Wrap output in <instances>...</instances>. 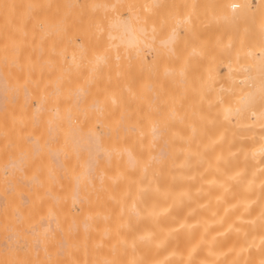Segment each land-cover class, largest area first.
<instances>
[{
	"label": "bare ground",
	"instance_id": "1",
	"mask_svg": "<svg viewBox=\"0 0 264 264\" xmlns=\"http://www.w3.org/2000/svg\"><path fill=\"white\" fill-rule=\"evenodd\" d=\"M145 1L146 12L140 13L138 24L137 11L138 16L111 22L109 18L107 39L104 31L87 32L70 23V29L55 30L62 26L52 25L48 17L55 0H5L0 159L3 153L5 164L13 158L6 172L13 171L19 183L15 188L13 175H8L12 183L7 187L0 177V202L5 200L4 208L0 204V231L8 226L11 238L25 247L16 253L20 245L13 241V247L5 234L3 246L0 242L3 260L6 253L14 255L12 264H264V0H224L217 18L220 27L214 29L213 20L208 25L206 18L202 28L208 35L209 28L218 34L222 30L225 42H215V36L207 41L214 39L217 46L212 41V49L215 54L219 50L220 60L224 53L225 75L218 73L207 53L204 62L202 56L192 55H201L195 48L201 39H194L199 31L191 34L186 26H195L191 10L182 19L187 22L189 17L185 40L175 29L164 37L169 33L159 32L161 25L150 31L154 25L146 29L145 19L147 10L148 16L160 11L164 19L163 6H157L159 0L153 5ZM212 1L203 3L213 6ZM127 2L135 9L139 5V0ZM27 7L35 12L31 24L24 21L31 12ZM223 10L225 20L235 22L229 24L233 30L245 28L251 36L241 32L246 36H236L238 41L232 31L228 36L229 22L226 29L220 23ZM174 16L165 18L172 21ZM128 18L136 20L135 26L142 23V29L132 30ZM12 19L17 21L10 23ZM242 20L250 28L254 22L255 31H248ZM146 31L156 36L149 38ZM189 41L194 42L191 48ZM180 44L183 54L189 53L185 59ZM176 48L184 71L182 65V71H176L175 61L181 63L173 56L179 54ZM146 52L161 58L156 63L151 59L147 67ZM198 60L202 67L197 68L207 69H195L200 78L192 73V62Z\"/></svg>",
	"mask_w": 264,
	"mask_h": 264
},
{
	"label": "rangeland",
	"instance_id": "2",
	"mask_svg": "<svg viewBox=\"0 0 264 264\" xmlns=\"http://www.w3.org/2000/svg\"><path fill=\"white\" fill-rule=\"evenodd\" d=\"M114 1L115 0H55V3H51V11H48V17L49 18H53V20H51L50 19V22L52 23V25H53V23H54V26H55V23H57V25H58V23H59V25H62L61 27H59V26H55V30H57V28H58V30H59V28L61 29V30H64V28H67V29H70V26L68 25L69 23H70V25H72V27L71 28H81V29H85V31H87L88 32V30H94V31H97L98 30V32L101 30L102 32L105 30V31H107V29L109 28V27H111V26H109V23L112 21V20H114V19H116L117 17L119 18H127L128 16L130 17L131 16V14H133V13H135L134 15L135 16H138V14L136 15V13L137 12H139V18L137 17V22H135L136 20L134 19V22L136 23V24H138V22H140V13H142V15H143V13L145 14V12H146V10L144 9V7H145V4H143L142 3V0H139V5H138V7L135 9V6H133L134 4H131V6H130V3L129 2H127V1H129V0H118V2L116 1L115 3H114ZM136 1V0H135ZM152 1H154V0H150L149 1V4L151 5H153V3H152ZM172 1V2H171ZM180 1V0H179ZM187 0H181L180 2H177V0H167V2L165 3V2H162V0H159L158 1V3H160V5L156 2V0H155V2L157 3V6H163V9H164V11L162 12V13H164V15H163V17H164V19H162V14L160 13V11H158L157 13H155L156 15L154 16V18H156V19H153V16L151 17L150 15V17L148 16V12H149V14H151V11H148L147 10V14L145 15V16H143V17H145V19H146V21L148 22V23H146V29L148 28V24H150V28L152 27V25H154L153 26V28L150 30V31H152L153 29L156 31V29H157V27L158 26H160L159 28H158V30H159V32L160 31H162V33H164L163 31H167V30H171V29H175L176 30V32H178L179 30V32H178V35L179 36H181V37H183V29H187V27H188V29L190 28V29H192V32H191V34H194L195 32H193V29H195V31H196V33H198V31H199V35L198 34H196V37H194V39L196 38V40L198 41V38H199V40L201 39V45H199L198 46V44H197V47H195L196 49L199 47V50L198 51H201V55H200V52L199 53H195V54H192V52L190 51V48L192 47V45H194V42L193 43H191L192 41H191V39H190V43L191 44H188V42H187V46L189 45L190 46V48H189V51H190V53L192 54V55H195V57H196V55L199 57V56H202V62H204V61H206V59L208 60V58L210 59L211 58V62H212V59L213 60H215V62H213L212 64H213V66L215 67V69L218 71V73L220 74V75H225V69H226V67H225V64H224V66H223V61H225V55H224V53H223V55H222V60H220L219 59V57L218 56H220L219 54H218V51H215V52H217V54H215L214 53V50L212 49V46L213 45H215L214 44V39L213 40H211V43H210V40L209 41H207V39L208 38H210V39H212V36L214 37L215 36V42L217 41V40H221L220 42H222L223 40L220 38V34L222 35L223 33H221L222 32V30H221V32H220V28H219V34H218V31L217 30H215L217 33H215V31H213V29H214V27H216V26H218V27H220V25H219V20L217 19V18H219V14L220 15H222L221 13H222V8H221V6L223 7V5H222V3H224V5L226 4L225 2L226 1H222V0H215V5H211V4H208V5H204V3H206L207 1H209V0H204V3H203V0H199V2H201V4L198 2V10L195 12L194 11V8L196 7V3H197V1L195 0V2H194V0H193V4H191V3H187L186 2ZM210 1H212V0H210ZM214 1V0H213ZM212 1V3H214ZM218 1H220V3H218ZM256 0H252V2L253 3H256L255 2ZM147 2H148V0H147ZM146 1H145V3H147ZM151 2V3H150ZM155 2H154V4H155ZM175 2H177V4H175ZM229 1H227V3H228ZM162 3V4H161ZM181 3V6H179V4ZM183 3V4H182ZM187 3V4H186ZM203 3V4H202ZM209 3V2H208ZM12 4V3H11ZM196 4V5H195ZM143 5H144V7H143ZM146 5H148V4H146ZM173 5V6H172ZM178 7H177V6ZM203 5H204V7H203ZM12 6V5H11ZM14 6V5H13ZM133 6V7H132ZM168 6V7H167ZM186 6V7H185ZM193 6H195V7H193ZM211 6V7H210ZM216 6H218V7H216ZM6 7V4H5V0H0V31L1 30H3V23H4V15L6 14V12H5V10L3 11L2 9H4ZM148 7H151V6H149L148 5ZM147 7V8H148ZM153 7V6H152ZM200 7H201V9H200ZM215 7H216V9H215ZM225 7V6H224ZM29 7H27V9H28ZM49 8V9H50ZM146 8V9H147ZM168 8H169V10H168ZM214 8V9H213ZM150 9V8H149ZM178 9H180L181 10V12H180V10H178ZM187 9V10H186ZM197 9V8H196ZM195 9V10H196ZM29 11H31L30 9H28ZM145 10V11H144ZM157 10H159L158 9V7H157V9H156V11ZM162 10V9H161ZM177 10V11H176ZM193 12L192 14H191V11ZM137 11V12H136ZM155 11V9H154V11L153 12H156ZM179 11V12H178ZM200 11V12H199ZM214 11V12H213ZM22 12H23V10H22ZM22 12L20 11V12H18L17 14H22ZM28 11L26 10V12H23V13H27ZM32 12V11H31ZM30 12V14H26L27 15V17L28 18H26V19H24V21H25V23H28V22H30V20H34L35 21V19L34 18H32V17H30V15H33V13L35 14V12H32L31 13ZM41 12V11H40ZM153 12H152V14H153ZM205 12V13H204ZM115 13L117 14V15H115ZM178 13V14H177ZM188 13H189V15L191 14L192 16L194 15V18H196V20L193 18V17H191V20L192 19H194L195 21H192V22H194V24H195V26L193 27H191V25H186L187 24V22H189L188 21V19H189V17H188V19H186L187 20V22L185 21L184 22V20H182L183 18L185 19V15H188ZM206 13H207V16H206ZM208 13H209V17H208ZM210 13H212V18L213 19H211V16H210ZM215 13V14H214ZM42 14V13H41ZM41 14H39L38 15V17H37V20H40V23H41V19H39V16L41 15ZM180 14V15H179ZM205 14V15H204ZM49 15H51V16H49ZM141 15V16H142ZM166 15H171V16H174L175 17V19L174 18H172V21H171V19H166L165 17H166ZM196 15H199L200 17H198V16H196ZM223 15H224V10H223ZM36 16H37V12H36ZM179 16H180V18H179ZM196 16V17H195ZM218 16V17H217ZM115 17V18H114ZM203 17V18H202ZM217 19H215V18ZM222 16H220V19H221V21H222V18H221ZM109 18L111 19L110 20V22H108L109 21ZM132 18V17H131ZM133 18H135V17H133ZM177 18V19H176ZM179 18V19H178ZM206 18H207V21H208V25L210 24V22L209 21H211V23H212V20H213V23L214 22H216L217 21V23H216V25L215 24H211V27L213 28H209L210 26H208L207 28H209L210 29V33H209V35H208V29H203L202 27H206ZM211 20H210V19ZM129 19V18H128ZM152 19V20H151ZM159 19H160V23H159ZM200 19V20H199ZM133 20V19H132ZM141 20H144V19H141ZM166 20V22H163L162 23V21H165ZM176 20V21H175ZM182 20V21H181ZM202 20V21H201ZM204 20V21H203ZM17 21V19H12L11 21H9L10 23H14V22H16ZM28 21V22H27ZM33 21V22H34ZM129 22H130V25L132 26V24H134V22H132L130 19L128 20ZM178 21V22H177ZM247 21V20H246ZM21 22H23V19H22V21ZM107 22V23H106ZM132 22V23H131ZM141 22H143V21H141ZM145 22V21H144ZM143 22V24H144V26H145V23ZM157 22V23H156ZM171 22V23H170ZM190 23V24H193V23ZM224 22V25H225V22H227V20H225V15H224V19H223V21L222 22H220L221 24ZM229 22V21H228ZM227 22V23H228ZM238 21H236V23H237ZM242 22V24H244V22H245V20H244V22H243V20L241 21ZM241 22H240V24H241ZM248 22H249V25H250V23L252 22V21H249L248 20ZM34 23H36V22H34ZM40 23H38L37 22V24L38 25H36V27L37 28H41V26L42 25H40ZM68 23V24H67ZM158 23H159V25H158ZM169 23V24H168ZM176 23V24H175ZM198 23H199V27L197 26L198 25ZM226 23V24H227ZM233 23H235V22H229L227 25H228V29H226V26L227 25H225V27L224 26H222L221 25V28H224V29H226V30H228V36H229V33L232 31V33L235 35L234 37V40L236 41H238V37H236V36H246L245 34H248V32H245V28H240L239 27V29H242L243 31H240V30H238L237 29V31L239 32L240 31V33H238L236 30H233V28H231L230 26H229V24H233ZM247 23V22H246ZM246 23L244 24V27H246V29L247 28H250V26H248V24H247V26H246ZM29 24H31V22L29 23ZM104 26H103V25ZM152 24V25H151ZM172 24H173V27H172ZM178 24V25H177ZM181 24V26H179ZM182 24H183V27H182ZM202 24H204V26L202 25ZM254 26H253V25ZM252 26H251V28L250 29H254L253 31H255V28H256V26H255V24H254V22H252ZM67 25V26H66ZM78 25V26H77ZM106 25V26H105ZM165 25V26H164ZM177 25V26H176ZM184 25H186L185 27H184ZM200 25H202V26H200ZM213 25V26H212ZM215 25V26H214ZM235 25V27H238V24H237V26H236V24H234ZM134 26H135V24H134ZM134 26H132V30L134 29H136L137 27H138V29L137 30H139L141 27L140 26H142V23L140 24V25H138V26H135V28H133ZM143 26V27H144ZM163 26H164V29H163ZM170 26H171V28H170ZM161 27H162V29H161ZM169 27V28H168ZM176 27H177V29H176ZM196 27H197V29H196ZM217 27V28H218ZM198 28H199V30H198ZM52 29H54V27H52ZM86 29H88V30H86ZM110 29V28H109ZM142 29V28H141ZM188 29L187 30H184L185 31V33L188 31ZM189 29V30H190ZM236 29V28H235ZM76 30V29H75ZM111 30H112V27H111ZM114 30V29H113ZM136 30V31H137ZM149 30V29H148ZM248 31H249V29H247ZM67 31V30H66ZM93 31V32H94ZM104 31V32H105ZM145 30H143V32H144ZM150 31L148 32V31H146V32H148V33H150ZM191 31V30H190ZM207 32V34H206V32ZM211 31H213V33H211ZM230 31V32H229ZM68 32H70V31H68ZM71 32H73L75 35H77L78 36V34H76L77 32L76 31H74V29L73 30H71ZM92 32V31H91ZM90 32V33H91ZM101 32V33H102ZM103 32V33H104ZM168 33L169 32H171V31H167ZM172 32H174V31H172ZM176 32H174L173 34H176ZM204 32V33H203ZM223 32H224V30H223ZM241 32H244V33H241ZM250 32L251 31H249V34H248V36L250 35L251 36V34H250ZM81 33H82V31H81ZM161 33V34H162ZM200 33H201V37H200ZM216 35H215V34ZM232 33H230V35H232ZM252 33V32H251ZM73 34V35H74ZM92 34V33H91ZM94 34V33H93ZM96 34H97V32H96ZM107 33L105 32V35H106ZM155 36H156V33L154 32L153 33ZM153 34H149V38H150V35L152 36ZM254 34V33H253ZM98 35H99V33H98ZM105 35H104V37H105ZM166 35H170V33L169 34H164V37H166ZM177 35V36H178ZM204 35V36H203ZM158 36V35H157ZM176 36V35H175ZM176 37L175 39L177 40V38L179 39L180 37ZM211 36V37H210ZM218 36H219V38H218ZM81 37V36H80ZM99 37H102L101 36V34L99 35ZM144 37L147 39V36H145V34H144ZM160 37V36H159ZM222 37V36H221ZM225 37H227V33H225ZM106 38L108 39V36L106 35ZM144 38V40H145V42H146V39ZM148 38V39H149ZM230 38V37H229ZM229 38H227V40L229 39ZM232 38H233V36H232ZM106 39V40H107ZM109 39H110V37H109ZM157 39H161V37L160 38H157ZM181 39V38H180ZM180 39H179V41H180ZM184 39V37L182 38V40ZM204 39H205V41H204ZM239 39H240V37H239ZM75 40L78 42L79 41V37H78V39L75 37ZM176 40H174L175 42H176ZM185 40V39H184ZM188 40H189V36H188ZM224 40H225V38H224ZM149 41V40H148ZM178 41V40H177ZM179 41H178V43H179ZM197 41H196V43H197ZM212 41H213V45H212ZM159 42V41H158ZM181 42V41H180ZM183 42V41H182ZM199 42V43H200ZM202 42L204 43V45L202 44ZM207 42V43H206ZM223 42H225V41H223ZM147 43V42H146ZM150 43V42H149ZM149 43H148V45H149ZM160 43H161V41H160ZM177 43V44H178ZM185 43V42H184ZM195 43V44H196ZM174 44V43H173ZM173 44H171V46L173 45ZM176 44V45H177ZM207 44H208V46H210L208 49L206 48V46H207ZM147 45V48H148V50H149V46ZM150 45H152V43H150ZM164 45V44H163ZM162 45V46H163ZM204 47H203V46ZM153 46H154V43H153ZM181 46V44L179 45V47ZM183 46V45H182ZM201 46H202V48H201ZM215 46H217V44L215 45ZM168 47V46H167ZM214 47V46H213ZM147 48H146V46H145V49L147 50ZM151 48V47H150ZM181 48V47H180ZM193 48H194V46H193ZM195 48H194V50H195ZM215 48V47H214ZM157 49H159V47L157 48ZM163 49V48H162ZM185 49L187 50V48H186V46H185ZM210 49H212L211 50V53H210ZM217 49V48H216ZM161 50V49H160ZM160 50H159V52H160ZM168 50H169V48H168ZM176 50L178 51V53H179V50L176 48ZM175 50V51H176ZM181 50H182V56H183V58L185 59V55H188V54H186V53H184L183 54V52H185V50H184V46H183V48H181L180 49V52H181ZM197 51V50H196ZM195 51V52H196ZM156 52V51H155ZM164 52V51H163ZM172 52H173V50H172ZM147 53V52H146ZM149 54H151L152 52L151 51H149L148 52ZM147 53V54H148ZM165 53V52H164ZM204 53H207L206 54V56H205V54ZM147 54H145V56H146V60H147V63L149 62V61H151V59H153L154 57L153 56H151V55H147ZM166 54H168L167 52H166ZM170 54H171V52H170ZM181 54L179 53L178 55H176L175 54V52H174V54H173V56L175 55V56H178L177 58H175V59H181V63L180 62H176L175 61V63H176V67H177V65H178V68L176 69V71L179 69L180 70V68H181V65H182V68H183V65L185 66V68H186V65L184 64L185 62H183V58L181 57L180 58V56H181ZM213 54V55H212ZM152 55H154V53H152ZM156 55V54H155ZM160 55L162 56V54L160 53ZM165 55V54H164ZM164 55H163V57H164ZM191 55V56H192ZM203 55L205 56V57H208V58H206L205 60H204V58H203ZM166 56V55H165ZM169 56V55H168ZM215 57V59H214V57ZM156 57V56H155ZM170 57V56H169ZM188 57V56H187ZM197 57V59H199ZM213 57V58H212ZM216 57H218V58H216ZM157 58V57H156ZM156 58H154L155 60H154V62L155 61H157L158 60V58H161V57H158L157 59ZM165 58V57H164ZM192 58H193V56H192ZM189 59L191 60V57H189ZM188 59V60H189ZM200 59V60H201ZM170 60V59H169ZM193 60V59H192ZM163 61V63H164V60H162ZM166 61H167V59L165 60V63H166ZM171 61H172V58H171ZM153 62V61H152ZM173 62V61H172ZM190 62V61H189ZM207 62H210V60L209 61H207ZM204 63V65H207V67H208V65H209V63ZM156 63V62H155ZM159 63H160V60H159ZM169 63H170V61H169ZM174 63V64H175ZM192 63H195V65L194 66H192V64H191V66L194 68L193 69V71H192V69H191V71H192V73L194 74V71H195V74L197 75V76H199V78H200V75H198V72L197 71H203V69L205 70L206 68H201L202 70H200V67H199V65H201V67H202V63L201 62H199V60L198 61H194V62H192ZM214 63H215V65H214ZM152 64V63H151ZM171 64V63H170ZM180 64V65H179ZM196 64H199L198 65V67H199V69L197 68V66H196ZM149 65H150V63H148L147 64V67H149ZM154 65V64H153ZM157 65V64H156ZM161 66H162V64H160ZM160 65H157V67H159ZM166 66H167V63L165 64ZM160 66V67H161ZM164 66V65H163ZM165 66V67H166ZM180 66V67H179ZM213 66H210L209 65V67H210V69H211V67H213ZM220 66V67H219ZM151 67V66H150ZM172 67V68H171ZM170 67V69L171 70H174V66H171ZM190 67V66H189ZM223 67V68H222ZM155 68V67H154ZM169 68V67H168ZM182 68H181V70L180 71H182ZM191 68V67H190ZM153 69V68H152ZM151 69V70H152ZM187 69V68H186ZM195 69H197V71L195 70ZM148 70V69H147ZM207 70V69H206ZM175 71V70H174ZM183 71H184V68H183ZM209 71V70H208ZM207 71V74L209 75V72ZM220 71V72H219ZM153 72H155V71H153ZM205 72V71H204ZM223 72V73H222ZM186 73V72H185ZM189 73H191V72H189L188 71V75H189ZM191 73V74H192ZM201 73V72H200ZM187 74V73H186ZM206 73L204 74V76L205 75H207ZM207 75V76H208ZM182 76V75H181ZM183 76H185L184 74H183ZM197 76H196V79L198 80V78H197ZM187 78H190V77H188V76H186ZM195 78V77H194ZM208 78V77H207ZM192 79H193V76H192ZM205 79V78H204ZM201 80V79H200ZM7 146H11V145H7ZM12 147V146H11ZM9 149H10V147H9ZM6 150H8V147H7V149ZM7 151H5V155H7V153H6ZM11 152H12V150H11ZM10 153V152H9ZM9 155V154H8ZM7 155V156H8ZM0 156H1V154H0ZM4 156V153L2 154V157ZM12 156V155H11ZM2 157H1V159H0V171L2 172V171H4V172H0V174L2 175V176H0V177H3L4 176V180L5 181H7L6 182V184L8 183V181L10 182V178H9V180L7 179L6 180V178L8 177V175H9V177L10 176H12L13 175V181H14V183H15V188H17L16 186H18V183L19 182H16V179L14 178L16 175H15V173L13 172V171H8V172H6L7 170H9V168H11L12 166H10V164L8 163L9 161H10V163H12L11 162V160H13V158L12 157H10L9 156V158H11L7 163L9 164L8 166L5 164V162H3V161H6V158L4 157L3 158V161H2ZM8 158V159H9ZM3 163V164H2ZM5 164V165H4ZM10 166V167H9ZM6 174V175H5ZM6 177V178H5ZM17 177V176H16ZM3 179V178H2ZM0 181H1V183H3V181L0 179ZM10 183H12V182H10ZM9 186V184H7V187ZM13 186V185H12ZM12 186H11V188H12ZM1 187H3V186H1ZM10 187V186H9ZM11 188H10V191H11ZM5 189H7L6 191L8 192V190H9V188H6L5 187ZM13 189V193H14V188H12ZM1 191H3V189H1ZM16 192V191H15ZM12 193V192H11ZM4 194H5V192H4ZM3 194V195H4ZM6 194H8V193H6ZM10 194V193H9ZM14 195H15V193H14ZM6 195H4V197H5ZM16 197H17V195H16ZM2 198V196H0V199ZM12 198V196H10V200L13 202V200L11 199ZM14 198H15V196H14ZM3 199V198H2ZM5 200H3V202H4ZM2 202V201H1ZM1 202H0V204H1ZM3 202H2V206L0 205V210H1V212H0V214L2 213V208H4V205H3ZM7 202H8V200H7ZM9 203H10V201H9ZM15 203V202H14ZM8 204V203H7ZM9 206V209H10V205H8ZM2 207V208H1ZM5 207H6V205H5ZM75 207H77V206H75ZM12 208V207H11ZM13 208H14V210L16 209V207H14L13 206ZM6 209H8L7 207L4 209V210H6ZM77 210H78V208H76ZM14 210L12 209V211L14 212ZM10 212H11V210H10ZM13 212H11V213H13ZM7 213V211L5 212V214ZM8 213H9V211H8ZM14 213H17V212H14ZM13 213V214H14ZM3 214V213H2ZM1 214V215H2ZM15 216H16V214H15ZM3 217H4V215H3ZM8 217H9V215H8ZM12 217L13 218H15L13 215H12ZM6 220V219H5ZM8 221V220H7ZM16 221H17V218H16ZM15 221V222H16ZM9 222H11V220H10V217H9ZM9 222H7V224H9ZM14 222V221H13ZM3 223V225H4V221L2 222ZM16 223H18V222H16ZM16 223L14 224V225H16ZM6 224V223H5ZM6 224V225H7ZM11 224V223H10ZM0 225H1V223H0ZM5 225V226H6ZM18 225V224H17ZM16 225V226H17ZM5 226H4V228H5ZM19 226V225H18ZM17 226V227H18ZM8 227V226H7ZM7 227H6V229H5V231H0V233H3V234H0V242H1V244L2 243H5L4 241H2V239L3 240H5L7 237H10L11 238V233H7V231H8V229H7ZM10 227H12V225H10ZM15 226H13V228H14ZM2 229V228H1ZM0 229V230H1ZM3 230V229H2ZM7 230V231H6ZM10 230H11V228H10ZM18 230H19V227L16 229V231L18 232ZM10 232V231H9ZM7 236H6V235ZM12 234H15V233H12ZM3 235H4V237H3ZM8 235H10V236H8ZM17 235V234H16ZM5 236H6V238H5ZM15 236V235H14ZM10 238H8L7 239V242L8 241H10L9 239ZM16 238H17V236H16ZM11 241H12V243H13V241H16V239H15V237H12L11 238ZM18 241H20V240H18ZM7 242H6V244H7ZM1 244H0V247H2L3 246V244H2V246H1ZM14 244H15V242L13 243V247H14ZM21 244H23V245H21ZM9 245V244H8ZM8 245L7 246H5V244H4V246L9 250V248H10V245H11V242H10V245H9V248H8ZM18 245H20L19 247H20V249H18V247H15V252L16 253H20L19 251H22L23 249H24V247H25V244L24 243H22V242H18V244H17V241H16V246H18ZM2 249H3V247H2ZM7 250V251H8ZM19 250V251H18ZM12 251H14L13 249H12ZM5 251L3 250V253H4ZM9 253H11V251L9 250ZM2 253H1V251H0V255H1ZM12 254H13V252H12ZM3 255V254H2ZM2 255H1V258H2V260H3V257H2ZM5 255H7V256H5V258H4V262H3V264H12V263H10L11 261H13V256L14 255H8V254H6L5 253ZM4 256V255H3ZM17 256V258H19V256H18V254H15V257ZM10 258H12V259H10ZM10 259V260H9ZM17 262V261H16ZM16 262H15V264H16ZM2 262H0V264H1ZM13 263H14V261H13Z\"/></svg>",
	"mask_w": 264,
	"mask_h": 264
}]
</instances>
